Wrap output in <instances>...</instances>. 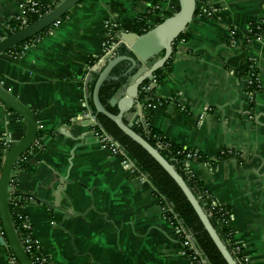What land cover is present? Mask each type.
<instances>
[{
	"label": "crops",
	"instance_id": "0c3cea01",
	"mask_svg": "<svg viewBox=\"0 0 264 264\" xmlns=\"http://www.w3.org/2000/svg\"><path fill=\"white\" fill-rule=\"evenodd\" d=\"M29 1L0 0V36ZM155 4L159 12H151ZM179 7V0H83L59 26L0 55V86L37 111L38 144L13 175L16 190L31 198L17 213L48 264H192L153 185L104 149L84 118L89 73L117 56L102 59L108 26L135 32L143 15L156 26ZM208 9L214 16L194 17L171 72L150 86L165 105L150 119L134 109L126 120L208 159L192 165L195 177L233 209V242L251 264H264V28L261 38H247L251 24H264V0H210ZM249 61L261 81L254 105L238 75ZM26 131L0 102V139L17 143ZM223 151L233 155L221 160ZM0 264H15L1 228Z\"/></svg>",
	"mask_w": 264,
	"mask_h": 264
},
{
	"label": "water",
	"instance_id": "95a60500",
	"mask_svg": "<svg viewBox=\"0 0 264 264\" xmlns=\"http://www.w3.org/2000/svg\"><path fill=\"white\" fill-rule=\"evenodd\" d=\"M82 1L83 0H62L47 14L36 20L34 23L5 37L0 41V55L12 51L16 47L52 28L57 21L67 17L69 12ZM179 1L180 7L177 12L173 16L165 19L161 24L156 25L147 33L139 35L137 32L119 31L118 39L122 42L121 45L125 46L132 53V57L116 56L107 61L96 82L93 93V102L97 113L112 120L125 136L139 145L167 172L185 195L225 262L227 264H238L215 230L199 199L186 183L185 175L168 162L158 149L153 147L140 134H138L136 131L137 127L134 124H131L126 120V115L131 113L134 109L139 111L140 115L143 114V105L137 102L139 87L147 80L152 81L155 73L164 67L173 55L175 42L179 36L185 32L196 16V0ZM122 61L130 62L131 66L128 72H134V75L131 76L132 79L129 84L121 89L124 90L122 97L119 98L120 90L117 96L111 100V105L118 109V114L114 115L111 114L100 102L99 90L105 80L109 77L112 69ZM98 67H96V69ZM0 102L19 115L27 125L26 134L9 149L4 156L2 163L0 174V221L4 230L5 243L9 246L16 262L18 264H34L26 253L14 228L9 200L12 195L10 182L13 171L16 164L23 158L24 154L33 148L38 136V123L32 111L24 106L18 99L5 91L1 86ZM65 184V182L62 184V189L56 194V199L60 198L64 191L63 188L65 187Z\"/></svg>",
	"mask_w": 264,
	"mask_h": 264
},
{
	"label": "trees",
	"instance_id": "16d2710c",
	"mask_svg": "<svg viewBox=\"0 0 264 264\" xmlns=\"http://www.w3.org/2000/svg\"><path fill=\"white\" fill-rule=\"evenodd\" d=\"M197 1V12L196 16L202 14L204 9L208 8L210 0H196ZM158 5V4H155ZM151 12H159L158 9H152ZM150 18V14L143 15L136 21L135 32L139 35L145 34L150 31L155 26L149 24L148 20ZM38 18L30 21L29 24L34 23ZM163 21H160L161 24ZM258 23H254L250 26V33L247 34L248 39H255L258 30ZM264 28V26H261ZM120 28L112 29V34L114 41L118 40V35ZM46 32V31H45ZM44 33V32H43ZM39 34L33 39L23 43L20 46L29 44L38 36L43 35ZM184 39V34L180 35L177 41L175 42L173 48V55L168 60V62L164 65L163 68L159 69L154 76L152 81H145L139 87L138 92V103L143 105V113L146 119H150L152 115V111L155 109L154 107L165 105L166 100L160 99L155 95L154 89H149L151 84L159 85L162 81L168 76L171 72V66L174 59L176 44ZM18 46V47H20ZM17 47V48H18ZM16 48L11 52H15ZM117 56H127L132 57V53L123 45H121L117 51ZM92 64V63H91ZM130 62L122 61L118 63L111 71L109 77L105 80L103 85L99 90V99L102 105L114 115L118 114V109L115 106L111 105V100L114 99L119 91L129 84L130 78L134 72L129 73ZM252 67V62H246L240 70L238 71V75L240 78H245L248 74H256L257 70ZM104 67H99V69L92 71L89 73L88 82L86 84L87 87V103L90 108L92 115L96 118L97 125L94 127L98 132L105 133L112 137V139L117 143L119 148L126 154V156L131 160V162L135 165L140 175L145 176L149 182L154 187V193L159 198L160 202L163 206H168L170 208L169 218L170 220L180 227H182L186 232H188L193 238L194 242L198 246V248L203 253V258L207 260L208 264H227L220 252L212 242L208 233L204 229L201 221L199 220L197 214L194 209L186 199L185 195L175 183V181L167 174V172L150 156L148 155L139 145L134 143L130 138L125 136L117 125L110 120L108 117L97 113L96 108L93 102V93L95 89V85L97 80L99 79ZM151 104L153 108L148 111L146 106ZM12 111V110H10ZM37 119V111L31 110ZM13 112V111H12ZM137 133L140 134L146 141H148L153 147L158 149L162 156L170 162L173 166H175L180 172H182L186 177V183L194 192L196 197L199 199L201 205L204 207L206 213L208 214L212 225L215 230L233 255V257L237 260L236 255L234 254V246H233V231L230 228V218L233 213V209L228 205L219 202L213 196H211L206 190L203 183L196 177L191 178L185 171V167L187 163L190 164H198L209 162L208 159L201 153L191 151L184 147H181L177 144L171 143L167 139L163 137L159 132L149 128L145 129L142 125H138L136 129ZM154 136L161 137V140L164 144H167L168 147H160L156 141L154 140ZM39 137V135L37 136ZM5 148L0 143V159L4 154ZM29 155V151L24 154L23 158H26ZM191 155L190 158L188 156ZM226 157H220L221 160ZM23 167L22 164H17V167ZM17 177L12 175L10 182V190L12 191L11 198L9 200V206L11 211V216L14 224V228L17 232L18 238L25 247L24 238L27 237L28 233L22 228V220L17 214L15 209V205H21L29 196H26L16 190L17 187ZM0 228L4 235V230L2 227V223L0 221ZM31 259V255H29Z\"/></svg>",
	"mask_w": 264,
	"mask_h": 264
},
{
	"label": "built area",
	"instance_id": "2783aa9c",
	"mask_svg": "<svg viewBox=\"0 0 264 264\" xmlns=\"http://www.w3.org/2000/svg\"><path fill=\"white\" fill-rule=\"evenodd\" d=\"M61 1L62 0H59L58 3H60ZM58 3H56L54 5H46V4H42V3L34 1V0L29 1L27 4H25L22 7V11L20 14H18V15L14 16L13 18L10 19V21L6 27V31L8 33L5 36H0V41L2 39H4L5 37L22 30L23 28L28 26L30 21H32L33 19L41 18L42 16L47 14ZM157 9L159 10L160 6L154 5L153 11L157 10ZM202 15H204L208 18H212L214 16L213 12L211 10H209L208 8L203 10ZM61 23H62V20H59L52 27H57ZM258 25H259V27H258L259 33L255 37V39H248V41H253V40L261 38L262 31H263V28L261 26L264 24L258 23ZM250 26H249V32L248 33H250V31H251ZM114 28H116V27L113 25L108 26L107 36H106L105 42L103 44L102 59H109V58L114 57L116 55V51H117L118 47L122 44V42L119 39L117 41H114V38H113L114 36L112 34V29H114ZM32 42H34V41H32ZM14 55H18V54L16 53ZM251 68L256 69L255 65L253 63H252ZM244 79L247 82V96H248L249 102L252 105H254L256 103L257 93L261 89V81H260L259 74H258V72L256 74H248ZM152 108H153V106L151 104H148L146 106V109L148 111H150ZM154 108H156V107H154ZM250 117H252V116L250 115ZM84 118L90 122V126H91V130H92L93 135L99 141V143L102 145V147L104 149L108 150L112 155L119 157L122 161L123 166H126L127 168H129L130 172L133 175H137L139 177L140 176L145 177V176L139 174V171L137 170L135 165L126 156V154L119 148V146L112 139V137H110L109 135H107L105 133L101 134L100 132H98L97 130L94 129V127L97 125V121L94 118V116L92 115L88 105L86 107ZM138 123L139 122H136L134 125L137 127L139 125ZM143 127L145 128L146 126L143 125ZM145 129H148V127H146ZM153 138L160 147H168L167 144L163 143V141L161 140V137L154 136ZM0 143L5 148L4 154H3L2 158L0 159V174H1V168H2V163L4 160V156L15 143L9 139H0ZM37 144H38V142L36 140L33 146H35ZM232 155H233V153L230 151H227V152L223 151L221 153V157H230ZM190 157H191V155L188 156V158H190ZM24 159L25 158H22L20 160V162H18L17 164H19V163L22 164L21 162L24 161ZM206 164H208V163H206ZM192 165L193 164L187 163L186 167H185L186 173L191 178L195 177V175L193 173ZM30 200H31V198H28L22 204H24ZM21 205H18V204L15 205L16 211H17V208ZM162 208H163V214L165 216V219L177 231L183 253L186 254L190 258L192 264H208L207 260L203 258V253L198 248V246L194 242L191 235L188 232H186L182 227L175 225L170 220V218H169V214L171 211L170 208L168 206H163V205H162ZM18 216L22 220V228L28 233L27 237H25L23 240L24 244H25L24 249H25L26 253L28 254V256L31 255V257H32L31 260L34 264H48V259L44 256V254L41 250V246L32 237L31 226H30L28 218L25 216L19 215V214H18ZM233 246H234V249H233L234 254L237 257V260L235 259L237 261V263L238 264H251L249 258L245 255L242 248L239 245L235 244L234 242H233ZM12 257H13L14 263L18 264L13 255H12Z\"/></svg>",
	"mask_w": 264,
	"mask_h": 264
}]
</instances>
